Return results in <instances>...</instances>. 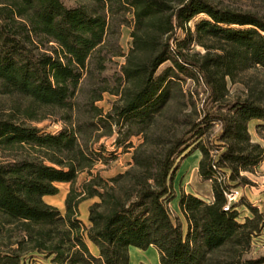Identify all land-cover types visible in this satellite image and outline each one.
<instances>
[{
    "label": "trees",
    "instance_id": "1",
    "mask_svg": "<svg viewBox=\"0 0 264 264\" xmlns=\"http://www.w3.org/2000/svg\"><path fill=\"white\" fill-rule=\"evenodd\" d=\"M73 1L74 7L62 0H0L2 94L65 111L71 122L84 75L98 64L96 54L113 33V20L127 13L133 16V51L149 57L139 64L128 57L122 69L113 93L120 105L109 115L118 129L146 131L183 80L202 81L217 107L204 109L182 136L158 142L160 151L146 143L136 147L132 167L111 179L94 170L117 155L90 148L81 123L53 134L0 118V264H24L34 252L51 264H131L132 248L150 247L160 264H264V255L250 256L254 238L264 232V212L241 194L252 184L247 174L264 162V146L249 130L257 120L263 124L256 132H264V95L227 99V79L233 81L237 71L264 72V18L211 0ZM201 15L206 18L192 30L189 24ZM205 40L216 42L221 53L212 54ZM50 43L56 47L44 49ZM193 45L208 52L198 57L190 52ZM166 63L170 66L158 73ZM215 126L220 130L213 139L208 135ZM117 145L132 147L122 139ZM18 148L28 153L3 155ZM195 151L202 154L199 177L211 183L213 196L206 201L181 193L184 230L170 203L177 198L181 163ZM85 172L88 178L77 186ZM62 183L71 185L64 213L44 200L57 196ZM236 191L239 197L230 204L228 196ZM92 199L99 201L89 207L86 225L80 206ZM241 207L251 213L244 221Z\"/></svg>",
    "mask_w": 264,
    "mask_h": 264
},
{
    "label": "rangeland",
    "instance_id": "2",
    "mask_svg": "<svg viewBox=\"0 0 264 264\" xmlns=\"http://www.w3.org/2000/svg\"><path fill=\"white\" fill-rule=\"evenodd\" d=\"M68 7H74L77 3L73 0H62ZM214 4L221 8L259 15L264 18V0H211ZM88 5L89 3H85ZM206 18L201 15L189 24L192 30L195 29V24ZM127 21V22H124ZM133 16L131 14H121L113 20L112 34L109 36L105 45L96 54L98 64L93 63L90 67V72L84 75L80 90L78 91L75 103L76 108L72 112V124L81 123L85 128V137L87 138L88 146L98 152L105 151L106 155L115 153V160L108 159V163L100 162L96 165L94 173H100L104 179H111L120 173H124L132 167L133 153L136 147L146 143L150 150L160 151L162 145H157L158 142H166L180 137L189 130L190 123L198 121L203 116L204 109H213L217 105L213 104L208 99V90L203 82H193L192 80H183L173 94L172 100L158 114L153 124L146 131L139 133L137 128L122 126L120 130L115 125L113 115L118 105H120V96L113 94L119 91V83L121 81L122 69L127 64L128 57L133 59V62L140 63L149 57L147 53L133 51V38L131 36V22ZM126 23V24H122ZM177 36L183 38V31H179ZM207 46L211 49V53H221L216 49L217 43L210 40H205ZM55 48L53 43L47 44L44 49L50 50ZM43 48V47H42ZM135 52V53H134ZM191 53L203 56L208 52L206 47L193 45ZM133 54V55H132ZM170 66L169 63L162 65L159 72ZM108 90V92H102ZM228 100H236L244 98L248 93L254 96L264 95V72L260 68H252L246 71H237L235 79L230 81L227 79ZM102 93V94H101ZM100 100H93L95 97ZM66 112L59 109H50L35 105L30 99L20 95L2 94L0 86V118H12L14 121L23 123L27 126H33L41 129L44 133L57 134L65 127H72L71 122H67L65 117ZM91 123H96L97 127L91 126ZM263 124L261 121L256 124H249V130L253 135V140L258 141L264 146V132L258 134L256 127ZM220 126H215L210 130L208 136L214 139V136L219 132ZM134 133V136L129 138V134ZM207 136V137H208ZM207 137L203 138L207 140ZM129 138V139H128ZM117 139L131 143V148L125 150L124 147H118ZM128 139V141H127ZM147 141V142H146ZM28 152L22 149L7 150L3 152L5 156L22 157ZM196 154L193 155L185 166H180L177 172L174 189L177 197H180L182 192H189L206 201H212L211 183L200 179L198 170L194 165ZM248 179L252 184L245 187V195L247 199L264 212V162L255 173L247 174ZM88 178V173H82L78 180L77 186H80ZM59 194L54 197H45L44 200L58 208L63 213L65 212V199L71 188L70 184H58ZM99 201L92 199L85 201L80 206V219L89 225L88 209ZM177 201L173 200L170 203V209L174 217L177 214ZM243 215L251 216L247 208H243ZM243 218V217H242ZM244 219V218H243ZM242 219V220H243ZM264 242V234L262 235ZM264 255V250H259L257 253L251 251V257ZM132 264H159V257L155 250L142 251L136 248L131 249ZM24 264H51L50 258L38 252L27 254L24 257Z\"/></svg>",
    "mask_w": 264,
    "mask_h": 264
},
{
    "label": "crops",
    "instance_id": "3",
    "mask_svg": "<svg viewBox=\"0 0 264 264\" xmlns=\"http://www.w3.org/2000/svg\"><path fill=\"white\" fill-rule=\"evenodd\" d=\"M254 122V124H256V122H260V121H257V120H255V121H252L251 123H253ZM250 123V124H251ZM250 133H251V131H250ZM251 136H252V139H253V135H252V133H251ZM254 141V140H253ZM254 142H257V143H259L258 141H254ZM196 154V159H195V162H194V165L196 166V169L198 170L199 169V163H200V161H201V158H202V154L199 152V151H195V152H193V154H191L188 158H186L185 160H183L182 161V167L183 166H185L186 164H187V162L190 160V158L193 156V155H195ZM242 191H243V193L245 192L243 189H242ZM211 193H212V190H211ZM246 193V192H245ZM187 194H193V193H189V192H187ZM193 195H195V194H193ZM181 196V195H180ZM195 196H198V195H195ZM212 196H213V194H212ZM199 197V196H198ZM179 199H180V197H177L175 200L177 201V206H178V208H177V214H176V217H178L181 221H182V223H183V227H184V230H186L187 229V221H186V219H185V216L183 215V213H182V211H181V209H180V206H179ZM211 199H212V197H211ZM245 209V207H241V208H239V211H240V213H241V218L243 217L244 219L246 218V217H249V215H243V210L242 209ZM242 218V219H243ZM244 219H243V221H244ZM151 249H153V250H155L156 251V249L154 248V247H150L148 250H146V251H149V250H151ZM157 252V251H156ZM130 253H131V251H130ZM157 254H158V252H157ZM158 257H159V254H158ZM132 256H131V264H132ZM159 264H160V262H159Z\"/></svg>",
    "mask_w": 264,
    "mask_h": 264
},
{
    "label": "built area",
    "instance_id": "4",
    "mask_svg": "<svg viewBox=\"0 0 264 264\" xmlns=\"http://www.w3.org/2000/svg\"><path fill=\"white\" fill-rule=\"evenodd\" d=\"M240 192L236 191L235 193H233L232 195H229V203H233L235 201H237V198L239 197ZM229 207H226V210H228ZM264 234V232H262L260 235H257L252 243V251H254V253H257V251L259 250H264V242H263V237L262 235Z\"/></svg>",
    "mask_w": 264,
    "mask_h": 264
}]
</instances>
